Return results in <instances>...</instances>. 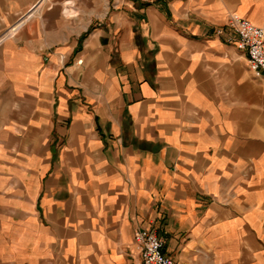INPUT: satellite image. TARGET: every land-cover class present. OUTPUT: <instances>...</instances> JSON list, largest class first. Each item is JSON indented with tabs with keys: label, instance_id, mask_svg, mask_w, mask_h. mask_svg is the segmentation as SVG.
<instances>
[{
	"label": "crops",
	"instance_id": "1",
	"mask_svg": "<svg viewBox=\"0 0 264 264\" xmlns=\"http://www.w3.org/2000/svg\"><path fill=\"white\" fill-rule=\"evenodd\" d=\"M37 2L0 0V264H135L142 227L264 264V76L225 42L264 0Z\"/></svg>",
	"mask_w": 264,
	"mask_h": 264
},
{
	"label": "built area",
	"instance_id": "2",
	"mask_svg": "<svg viewBox=\"0 0 264 264\" xmlns=\"http://www.w3.org/2000/svg\"><path fill=\"white\" fill-rule=\"evenodd\" d=\"M39 0L33 8L41 5ZM225 42L233 45L246 56V64L255 79L264 76V28L257 27L237 14L230 16L227 24ZM223 30L217 29L219 36ZM79 63V61H78ZM134 243L138 248L139 262L135 264H175L163 251V242L157 234L148 228H139L134 233Z\"/></svg>",
	"mask_w": 264,
	"mask_h": 264
},
{
	"label": "rangeland",
	"instance_id": "3",
	"mask_svg": "<svg viewBox=\"0 0 264 264\" xmlns=\"http://www.w3.org/2000/svg\"><path fill=\"white\" fill-rule=\"evenodd\" d=\"M38 1H39V0H38ZM42 2H43V3H41L42 6L46 4V0H43ZM41 5H37L36 8H37V9H40V8L42 7ZM40 6H41V7H40Z\"/></svg>",
	"mask_w": 264,
	"mask_h": 264
}]
</instances>
